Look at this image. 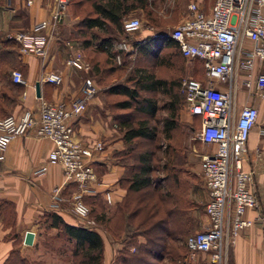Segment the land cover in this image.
Here are the masks:
<instances>
[{
	"label": "built area",
	"instance_id": "built-area-1",
	"mask_svg": "<svg viewBox=\"0 0 264 264\" xmlns=\"http://www.w3.org/2000/svg\"><path fill=\"white\" fill-rule=\"evenodd\" d=\"M32 1L22 0L24 5ZM67 2L52 0L45 17L32 22L27 29L15 28L6 33L14 40L18 54L32 53L38 57L47 54L49 40L64 15ZM137 23L136 17L122 19L124 27ZM166 34L176 41L183 56L200 59L202 77L181 80L184 103L190 115L198 116L196 139L214 146L210 152L200 155L205 219L185 237L187 253L182 264L192 260L197 264H226L228 247L238 232L253 221L244 216V210L256 205L248 188L252 172L242 167L241 158L257 107L252 102H243L235 108L234 103L238 84L247 93L264 98V0H212L207 10L197 1L188 0L184 15ZM246 39L250 42L248 45ZM105 46L125 50L130 43L120 38ZM64 51L65 65L87 73L89 62L78 48L67 42ZM112 57L118 61L119 52L113 51ZM9 72L13 81L25 83L18 68L13 67ZM41 77L57 83L61 73L48 69ZM95 90L91 76L83 74L78 91L67 99H48L38 94L34 108L22 107L16 113L10 111L0 116V160L13 136L32 131L35 136L48 138L51 147L46 162L60 165L63 182L75 183L77 191L69 199V209L86 225H92L93 220L88 218L89 208L81 200V194L92 190L91 183L95 180L92 157L102 144L99 139L86 142L78 138L72 120ZM260 132L264 133V120ZM44 169L45 165H41L34 172L41 173ZM61 186L54 185L49 190L52 209L63 199ZM102 196L110 203L108 190H103Z\"/></svg>",
	"mask_w": 264,
	"mask_h": 264
},
{
	"label": "trees",
	"instance_id": "trees-1",
	"mask_svg": "<svg viewBox=\"0 0 264 264\" xmlns=\"http://www.w3.org/2000/svg\"><path fill=\"white\" fill-rule=\"evenodd\" d=\"M134 9L143 10L146 18L153 22L155 30H161L147 7V0H89V9L78 16L74 25L78 28L80 34L77 38L91 67L98 68V58H102L100 52H96L99 50L93 46L104 50L107 47L105 45L114 40L112 31L117 30L122 18ZM92 27L99 30L100 34ZM88 29L90 32L87 33ZM130 40L135 47L132 50L139 53H149L156 57L161 46L159 42H162L174 46L176 53L183 56L176 41L167 34H151ZM107 49L111 54L118 51L120 57L127 52L124 49ZM193 58L200 63V59ZM96 59L98 61L95 62ZM13 67L18 68L24 77V65L16 53L14 40L0 30V116L9 111L22 87L21 83L10 77L9 71ZM178 82L174 77L157 75L136 63L125 75L124 81L109 83L103 88L108 93L124 95L108 106L135 110L134 113L125 109L113 111L111 116L117 125V132H113V135L122 142L120 148L111 152L113 160L122 166V172L116 180L124 190L122 196L114 202L110 214L106 215L98 194L81 195V200L89 206L88 215L120 244L113 252L112 264H158L163 258H167L170 264H181L187 250L184 239L194 225L189 215V209L194 203L186 194L187 182L181 176L182 157L177 152L178 142L176 144L173 138L175 131L179 134L182 132L176 110L184 101V90L183 87L181 92L178 90ZM155 90L166 92L168 97L165 101L168 114L163 118L161 126L162 137L165 138L161 161L155 155L160 147L156 141L157 130L150 122L157 104L153 96L140 94L141 91ZM0 213L3 226L11 224L12 203L0 200ZM75 218L77 222L68 223L53 210L43 211L38 217L44 227L53 228L55 236L70 244L71 264H99L102 259L101 236L93 225H86ZM12 237L15 241L11 240V247L1 264H30L17 251L20 237L15 234ZM129 247H133V250L130 251Z\"/></svg>",
	"mask_w": 264,
	"mask_h": 264
},
{
	"label": "crops",
	"instance_id": "crops-1",
	"mask_svg": "<svg viewBox=\"0 0 264 264\" xmlns=\"http://www.w3.org/2000/svg\"><path fill=\"white\" fill-rule=\"evenodd\" d=\"M50 1L33 0L30 5H24L22 0H4L3 4H0V30L6 32L15 28L27 29L32 22L46 16V6L50 4ZM195 1L200 3L204 10H207L212 0ZM55 30L49 40L47 54L44 57H38L32 53L18 54L16 52L24 65L25 83L22 84L17 99L9 111H18L21 107L34 108L36 106L35 80L38 83V94L48 99H67L78 91L81 79L79 71L63 63L64 46L62 40H58V33ZM144 33L146 34V31ZM249 43L246 39L245 44ZM48 69L59 71L61 80L52 83L43 79L41 75ZM243 102H252L257 107L256 119L249 128L241 158L242 167L250 169L252 172L248 188L255 197L256 205L244 210V216L253 221L251 225L238 232L227 252L229 264H264V133L260 132V126L264 120V98L247 93L245 88L240 86L236 91L235 108ZM101 113L100 98L97 94H93L88 98L80 114L72 120V125L78 138L86 142L96 139L101 141V149L92 157L95 174V180L91 183L92 190L81 195L98 194L102 200L104 212L110 214L114 202L124 192L116 182L122 172V166L111 157L112 150L120 148L122 142L113 135L112 129L105 125ZM183 119L185 120V118ZM200 144L201 146L193 152L192 157L188 156L190 169L196 173L199 171L200 155L208 153L214 148L213 144H202L201 142ZM50 147L51 142L48 138L35 136L32 131L13 136L6 145L3 159L0 160V200L12 203L13 218L11 224L3 226L0 213V264L11 247L12 234H19V249H26L31 245L22 242L23 232L31 230L33 241L35 238L33 228L37 225L38 217L43 211L53 210L66 222H77L75 216L70 212L68 204L77 188L74 182H63L60 165L46 162V154ZM41 165H45L44 171L35 173L34 170ZM61 184L60 194L63 199L56 209H52L49 207V190L52 186ZM193 189V196L201 205V196H203V202L205 200L204 188L202 194L198 184L197 186L194 184ZM103 190L109 191L110 203L104 201ZM108 208H110L109 211H107ZM200 209L199 224L201 225L205 217L202 206ZM88 218L91 217L88 216ZM92 225L102 240L101 264H109L115 248L118 247V241L113 239L95 221ZM189 264H197V261L192 260Z\"/></svg>",
	"mask_w": 264,
	"mask_h": 264
},
{
	"label": "rangeland",
	"instance_id": "rangeland-1",
	"mask_svg": "<svg viewBox=\"0 0 264 264\" xmlns=\"http://www.w3.org/2000/svg\"><path fill=\"white\" fill-rule=\"evenodd\" d=\"M187 1L188 0H147V7L157 20L156 26L161 30H155L153 22L149 21L146 18V14L143 10H131L128 15L122 19L136 17L138 23L133 27H124L121 20L119 28L112 31L114 40L123 38L130 43L129 48L124 50L127 52L123 53V57H120L119 55V59L118 61H116L112 57V54L109 52L110 50L107 49V47H105L103 50L97 46H93L97 48V50H99L94 51L100 52V55H102V58L101 56H99V61L98 59L95 60V62L98 61V68L95 69V66L91 67V65H89L87 73H84V71L81 69H77L79 71L78 74L80 77L83 74H88L94 80L96 90L93 94H97L100 98V103L102 106L101 114L104 117L105 125L112 129L111 132H117V125H115V121H113L111 118L113 111H129L130 108H119L111 105L108 106V104H110L113 100L120 99L124 97V95L121 93H108L104 91L103 88L109 83L124 81L125 75L128 73L131 67L136 65V63H140L145 68L151 69L157 75L164 77H174L175 79H178V90L180 92L182 91L181 80L183 78L202 77V69L200 63L194 58L180 56L176 53V49L174 46L159 42V45L161 44V46L159 47L158 55L154 57L149 53H139V51H133L132 48L135 47L130 40L135 39V37H137V39H141L151 34L155 36L165 35L167 30H169L170 27L184 15L185 4ZM3 2L4 0H0V4H3ZM72 2H74L75 4L72 5ZM51 4L52 0L50 1V4L46 6V14L50 9ZM43 6H45V4H43ZM88 9L89 0H68L64 15L56 25V30L59 38L58 40H62L63 46L64 44L66 45L67 42L71 43L73 47L78 48L83 53L84 57L86 55L85 50L82 48V46H80V41L77 38L78 34L80 33L77 30L78 28H76L74 24L77 21L78 16H81V14L87 12ZM91 29L97 30L95 27H92ZM12 30L14 29H10L6 31V33ZM97 31L99 33L96 32V34H100V31ZM144 31H146V34L144 33ZM86 32L88 33L90 32V30L88 29ZM237 87H240V85L238 84ZM140 94L153 96L157 104L154 116L152 117L150 122L155 125L157 130L156 141L159 142L160 147L157 151H155V155L158 157L159 161H161L163 158L162 145L165 143V138L162 137L161 126L163 118L168 114V107L167 103L165 102L168 97L166 92L162 90L141 91ZM130 111H133L134 113L135 110L131 109ZM7 113H9V111H7ZM176 118L182 124V132L181 134H179V132L175 131L173 138L176 144L178 142L179 147H176L178 148L177 152L182 157V160L180 161L182 171L181 176L187 182L186 194L194 203V206L189 209L190 219L194 223L191 228V231H193L195 229H198L200 226L199 211L201 210L200 206H202L203 204V196H201V205L200 202L195 200L193 196L194 184L196 186L198 184L201 189V194L203 186L199 171L196 173L190 169V162L188 157H192L193 152L197 151L201 146L200 142L196 140V131L198 129L197 115H190L186 109L184 101H182V103L176 110ZM183 118H185V120ZM109 210L110 208H108L107 211ZM105 214L108 215L106 212ZM91 219H93V217H91ZM33 229V231L35 232V238L31 242V245L26 249H19L20 243L17 245V251L20 256L28 260L30 264H71L70 244L66 241H62L57 236H55V231L53 228L44 227V223L41 221V219H39L37 225ZM15 235L19 237V234ZM176 243H179V241H176ZM119 245L120 244L118 243V247ZM118 247H116L115 249H117ZM129 250H133V247H129ZM186 253L187 250L183 257H185ZM99 264H101V261ZM109 264H112L111 260ZM158 264H170V262L167 261V258H163L158 262Z\"/></svg>",
	"mask_w": 264,
	"mask_h": 264
},
{
	"label": "water",
	"instance_id": "water-1",
	"mask_svg": "<svg viewBox=\"0 0 264 264\" xmlns=\"http://www.w3.org/2000/svg\"><path fill=\"white\" fill-rule=\"evenodd\" d=\"M34 93H35V95H38V83H37V80L34 81ZM32 235H33V233H32L31 230H25L23 232L22 242L24 244H31Z\"/></svg>",
	"mask_w": 264,
	"mask_h": 264
}]
</instances>
